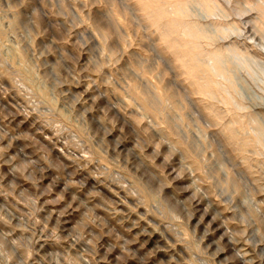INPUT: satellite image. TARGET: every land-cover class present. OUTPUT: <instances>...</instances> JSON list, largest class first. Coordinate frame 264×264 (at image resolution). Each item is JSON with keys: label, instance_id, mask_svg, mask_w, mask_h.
Instances as JSON below:
<instances>
[{"label": "rangeland", "instance_id": "rangeland-1", "mask_svg": "<svg viewBox=\"0 0 264 264\" xmlns=\"http://www.w3.org/2000/svg\"><path fill=\"white\" fill-rule=\"evenodd\" d=\"M142 2L0 0V264H264V0Z\"/></svg>", "mask_w": 264, "mask_h": 264}, {"label": "bare ground", "instance_id": "bare-ground-1", "mask_svg": "<svg viewBox=\"0 0 264 264\" xmlns=\"http://www.w3.org/2000/svg\"><path fill=\"white\" fill-rule=\"evenodd\" d=\"M158 0H143L144 4H143V10L146 11L149 15V18L153 21V23L157 24L160 29V36H161V39L164 41V43L166 44V46L172 50L171 52H174L177 59L180 60V68H182L184 70V73L186 74L187 76V79L189 80V82H193V83H196V74L198 72V68L200 67V64H202L201 62H203L204 58L203 56L201 55V53L199 52H196L194 50V47L192 46V44L194 42H190V39L189 41L185 42V44H182L181 43H177L174 41V39L172 38V36L174 37V33H172V29H174V27H176V24L175 22L172 21V23L168 24L167 26L163 27L160 23H161V20H164L167 16H168V12L166 9L162 8L161 6H158L157 3ZM166 1V0H165ZM142 2V3H143ZM141 3V1H140ZM162 4V3H161ZM175 4V3H174ZM176 10L183 13L182 11L184 10L183 7V4L181 3H176ZM142 11V12H144ZM145 12V13H146ZM172 12V10H171ZM185 13V12H184ZM180 15V13H179ZM182 15V14H181ZM184 15V14H183ZM167 19V18H166ZM171 21V20H170ZM169 23V22H168ZM184 23V22H183ZM176 24V25H175ZM166 25V24H165ZM184 25V24H183ZM185 26H186V22H185ZM183 27V26H182ZM177 29V27H176ZM175 29V30H176ZM187 29V30H186ZM186 29H184L183 31L189 35L190 38L194 39L193 37H196L198 34L193 31V28L191 27H187ZM178 30V29H177ZM186 30V31H185ZM174 32V30H173ZM178 32V31H177ZM179 34V33H178ZM175 35L177 36L176 32H175ZM178 39V37H177ZM180 39V37H179ZM194 45V44H193ZM198 50V49H197ZM205 53V52H204ZM213 57V56H211ZM216 58H218V55L215 56ZM215 58V59H216ZM219 59V58H218ZM217 59V60H218ZM216 60V61H217ZM217 63V62H216ZM219 68H221V66L217 63L216 64ZM192 85V83H191ZM197 85V88H194L196 90H199L200 92H207V88L200 84L199 82L196 83ZM193 86H195L193 84ZM209 87V86H208ZM203 94V93H202ZM205 94V93H204ZM207 94V93H206ZM141 97V96H140ZM155 99V98H154ZM141 100V99H140ZM143 100V99H142ZM141 100V101H142ZM145 106L148 108L151 109V106L152 105V102L151 100L150 101H147L143 100ZM157 108V107H156ZM158 111V110H157ZM226 129V128H225ZM230 130V129H229ZM232 132V131H230ZM232 136V134H231ZM235 136V135H233ZM230 137V136H229ZM231 138V137H230ZM234 139V138H233ZM232 139V140H233ZM119 198V197H118ZM197 206V205H196ZM219 232L223 233L225 231L224 230V227L223 228H220V227H217ZM215 230V229H214ZM223 231V232H222ZM150 236V235H149ZM152 239H158V236L157 234L153 231L151 232V237ZM149 240V239H148ZM164 241V240H163ZM229 243V242H228ZM238 259V258H237ZM241 262V261H240ZM252 263V262H251ZM243 264V263H242ZM245 264V262H244Z\"/></svg>", "mask_w": 264, "mask_h": 264}]
</instances>
